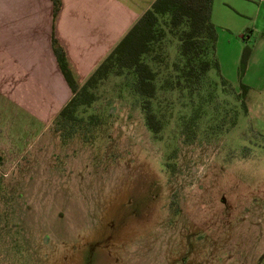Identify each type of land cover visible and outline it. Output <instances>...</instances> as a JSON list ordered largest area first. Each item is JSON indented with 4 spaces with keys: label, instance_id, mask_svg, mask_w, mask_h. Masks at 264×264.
<instances>
[{
    "label": "rangeland",
    "instance_id": "obj_1",
    "mask_svg": "<svg viewBox=\"0 0 264 264\" xmlns=\"http://www.w3.org/2000/svg\"><path fill=\"white\" fill-rule=\"evenodd\" d=\"M211 21L218 67L197 89L157 90L158 134L132 74L94 88L89 142L61 144L55 117L24 127L0 96V264H264V113L234 90L264 7L212 0ZM162 26L158 87L178 60Z\"/></svg>",
    "mask_w": 264,
    "mask_h": 264
},
{
    "label": "crops",
    "instance_id": "obj_2",
    "mask_svg": "<svg viewBox=\"0 0 264 264\" xmlns=\"http://www.w3.org/2000/svg\"><path fill=\"white\" fill-rule=\"evenodd\" d=\"M59 1L53 15L51 0H0V96L24 127L52 121L71 98L53 40L80 86L154 0ZM247 1L264 7L263 0ZM259 32L235 85L248 87L249 111L258 115L264 113V28Z\"/></svg>",
    "mask_w": 264,
    "mask_h": 264
},
{
    "label": "trees",
    "instance_id": "obj_3",
    "mask_svg": "<svg viewBox=\"0 0 264 264\" xmlns=\"http://www.w3.org/2000/svg\"><path fill=\"white\" fill-rule=\"evenodd\" d=\"M51 2L53 15H56L60 1ZM211 9L212 0H154L80 86L68 69L62 48L53 40V53L72 93L54 121L53 129L60 143L67 144L77 134L83 142L98 136L99 116L88 112L96 99L94 88L109 76L123 74L134 76V89L144 98L146 125L153 134H158L163 126L151 109L157 90L197 89L206 73L218 67L214 56L217 33L211 21ZM162 24L178 38V60L173 63L172 72H168L169 77L174 79L167 77L164 84L158 87V70L149 61L153 60L155 46L165 35ZM250 53L251 48L246 45L240 58V74L245 70ZM234 90L245 110L244 98L248 87L240 83V92Z\"/></svg>",
    "mask_w": 264,
    "mask_h": 264
}]
</instances>
